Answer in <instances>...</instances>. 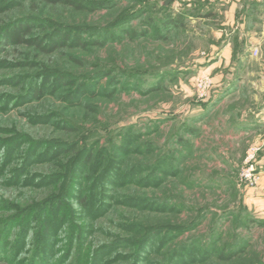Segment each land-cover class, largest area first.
Wrapping results in <instances>:
<instances>
[{
	"label": "rangeland",
	"instance_id": "374dc122",
	"mask_svg": "<svg viewBox=\"0 0 264 264\" xmlns=\"http://www.w3.org/2000/svg\"><path fill=\"white\" fill-rule=\"evenodd\" d=\"M76 1L80 8L0 0V24L37 20L30 36L38 39L53 31L70 33L63 44L59 38L54 48L46 44L47 51L19 46L0 54V142L14 135L21 140L15 161L4 166L0 177V235L12 218V206L34 209L61 195L52 264H94L98 259L102 264H140L143 256L136 253V244L145 231L182 227L161 248H156L161 237L156 239L151 264H168L173 250L183 260L191 247L204 259L196 256V262L185 264H264V219L245 205L250 188L241 179L250 147L247 139L228 132L235 112L219 129L230 104L215 109L243 74H217L208 67L229 33L222 1L173 0L167 6L166 0ZM241 6L243 20L245 0ZM168 16L180 17L182 25L165 30ZM203 77L209 84L201 92L197 85ZM34 79L40 96L26 99ZM237 103L232 104L235 111L243 108V100ZM54 141L77 146L55 158V148L47 149ZM32 143L40 145L37 155L44 153V160L35 156L20 180L25 187L7 188L4 183ZM6 147L0 146V163ZM83 148L92 153L89 165H97L88 178L80 167L71 173L68 164ZM259 152L260 147L257 161ZM112 163L123 178L114 184L101 178ZM92 182L97 183L95 197L110 204L91 216L78 209ZM130 198L134 206L127 202ZM20 225L19 220L7 234L0 264L33 261L34 223L15 257ZM181 244L187 249L180 250ZM111 245L115 248H106ZM225 248L235 255L224 261L218 253Z\"/></svg>",
	"mask_w": 264,
	"mask_h": 264
},
{
	"label": "trees",
	"instance_id": "16d2710c",
	"mask_svg": "<svg viewBox=\"0 0 264 264\" xmlns=\"http://www.w3.org/2000/svg\"><path fill=\"white\" fill-rule=\"evenodd\" d=\"M21 1V0H18ZM18 1H14L13 2L16 4ZM50 4H57V3H64L67 5H71L74 8H80L79 4L77 3L76 0H44ZM11 3V4H14ZM1 6V4H0ZM180 17H172V16H168L166 17L165 21L163 22V28L165 30H169L173 27H179L182 25V22L180 20ZM20 23H14V25H8V24H0V54L4 53L6 51L7 48L10 47H30V48H34V49H43L45 51H47V49H45L44 47H46V44L52 48H54V43L57 42V39H60V43L63 44L64 42L67 41V36L70 34H66V33H58L56 31H53L51 33V35L46 36L43 39H38L34 36H30L31 33L33 32V28H35L36 24H37V20L34 19H25L23 21H19ZM22 22V23H21ZM78 35H75V37L73 39L76 40V42L78 43L79 40V33H75ZM47 41L52 43H47ZM53 44V45H52ZM51 48V49H52ZM50 50V49H49ZM55 82H60L61 79L60 77L55 78ZM7 82L6 80L3 81V83ZM36 82L37 80L34 79V85L32 87H30V89H28V93H26V99L27 98H31V99H35L37 97L40 96L41 93V89H36ZM2 84V82H1ZM71 100H73L72 97H69ZM21 140L19 139L18 135H14V137L9 140L0 142V146L1 148H3V144H7V154H6V158L4 160L3 163H0V177L3 176L4 173V166H9L10 163H13L15 161L16 158V150L21 146L20 142ZM2 144V145H1ZM77 144L76 143H63V142H58V141H54V143H51V145H49L47 147V149L50 148H55L54 150V157L57 158V155L61 152H73L76 149ZM40 145L39 144H33L31 145L30 150H28L26 156H23L22 158V163L21 165H19L16 169H14V171L11 173L10 177L8 178L7 183H4L7 188L11 187V188H16V187H25L27 184L23 183V181H20L23 174L25 172H27V170H29L32 165L33 162L36 159V155L39 151ZM1 150V149H0ZM38 156V155H37ZM39 157V156H38ZM41 159L44 160V153L41 154V157H39ZM40 159V160H41ZM72 159V158H71ZM92 159V153H90L89 148H83L81 151H79L76 155L74 160H70L69 161V167L70 168V172L72 173L73 171H75V169H77L78 167H80V173L82 171V173H84V175L88 178L90 177L89 174H91L93 171H95L94 169H96L95 167L97 166L96 164L89 165V162H91ZM42 160V161H43ZM99 162V161H98ZM4 164V165H3ZM88 166V167H87ZM117 164L116 163H112V168L110 171H108L107 173H105L106 171H102V175L101 178L104 179L107 178L106 180L108 181V183L110 184H114L116 182H118V180L123 178L121 177V173L120 170L117 169ZM69 169V168H68ZM162 174H165L164 171H161ZM137 174V173H136ZM120 178V179H119ZM21 182V183H20ZM3 183V182H2ZM92 188L88 191V194H86V197L83 198L84 202L83 204L79 207L81 209L78 210H86L87 212H89V215H96L99 212H101L102 210H104L107 207V204L109 206V202L106 203L105 199L103 196H101L100 191L97 192V195L100 194V198H96V193L95 190L97 188V183L92 182ZM42 186V184L38 185L37 187L40 188ZM63 191V189H62ZM80 193V191H78ZM64 195L67 193V191L64 190V192H62ZM63 195V196H64ZM62 197L61 195H52L51 197H49L44 203H40L39 205L35 206L34 209H18L15 205L11 207L13 214H12V218H10V220L4 225V230L2 235H0V252L2 253L0 255V259H3V252L6 250L7 248V234L11 231V229L15 226V224L20 220V237L19 240L17 241V246H16V253H15V257L20 253V250L22 249V247L25 245V238H26V234H27V230L30 227V224L34 223L35 228L37 230V235L35 236L34 240H33V244L35 246V249L33 251V261H31V264H38L37 260H40V264H52V258L54 256V249L56 247V245L58 244V230L59 227L56 226V223L54 222V216H57V212H59V209L63 207V204L61 199L59 200V198ZM108 198V197H107ZM135 199L134 198H130L127 200V202L129 204H131L132 206H134V202ZM6 205V204H5ZM3 205V206H5ZM1 206V205H0ZM48 209L51 210V214H49ZM35 212V214H34ZM32 213L35 215V217L32 215ZM48 216H50V218L47 220ZM34 217V218H33ZM73 230V227H72ZM158 229H150L148 231H145V236L141 239L138 240V244L137 245V249L136 253L138 251L139 254H141L139 256L142 257V260L140 261V264H151V255L154 254L156 252V248H161L162 245L161 242L162 241H167L168 235L174 234L176 235V233L181 232L182 229H165L162 228L161 231H156ZM153 231V232H152ZM155 231V232H154ZM176 232V233H175ZM70 239L67 241L69 242V245H71L72 240H71V236L73 235H69ZM161 240L159 242V246L155 248V241L157 238H160ZM67 245V244H66ZM113 246H116V244H113ZM111 246H107V249H114L115 247ZM127 247L131 246L130 243L126 244ZM105 248V247H104ZM101 248L100 250L104 249ZM180 250H184L187 249V245H182L179 247ZM211 249V248H210ZM209 249V250H210ZM158 251V249H157ZM195 251H197L196 248H190V254L186 257H184L185 259L181 260L180 259V255L178 250H173L170 253V259L168 261V264H185L187 262L193 263L196 262L194 260H196V256H199V258H203L201 257L200 251H197L195 253ZM211 251V250H210ZM100 252V251H99ZM97 253V257L100 256V253ZM193 252V253H192ZM205 252V251H204ZM135 253V254H136ZM196 254V255H195ZM195 255V256H194ZM235 254L233 252H231L229 250V248H225L224 251L221 250L218 253V257L221 260H228L230 259L232 256H234ZM136 256V255H135ZM13 257H14V253H13ZM14 257V259H15ZM177 260H176V259ZM204 259V258H203ZM179 260L181 262H179ZM151 261V262H150ZM102 259H98L97 262H93L94 264H102ZM134 264V262L132 263Z\"/></svg>",
	"mask_w": 264,
	"mask_h": 264
},
{
	"label": "crops",
	"instance_id": "0c3cea01",
	"mask_svg": "<svg viewBox=\"0 0 264 264\" xmlns=\"http://www.w3.org/2000/svg\"><path fill=\"white\" fill-rule=\"evenodd\" d=\"M220 1L225 10L223 26L229 33L226 34L225 44L217 59H213L208 67L216 70L217 74L233 70L240 72L243 74V81L224 97H220L215 109L217 112L228 104L233 109L235 105L232 104L242 100L243 108L236 111L231 109L228 115L224 114L219 119V129L223 126L222 123L231 120L232 112H235L234 126L229 123L230 135L247 139L249 147H260V183L257 189L246 191L245 205L255 216L264 219V0H245L243 20L238 15L242 0ZM254 49L258 51L257 56L252 54Z\"/></svg>",
	"mask_w": 264,
	"mask_h": 264
},
{
	"label": "built area",
	"instance_id": "2783aa9c",
	"mask_svg": "<svg viewBox=\"0 0 264 264\" xmlns=\"http://www.w3.org/2000/svg\"><path fill=\"white\" fill-rule=\"evenodd\" d=\"M253 56L258 55V51L254 49L252 51ZM209 84V80L207 77H203L200 81H198V89L203 92ZM201 94V93H200ZM205 93H202L200 96H204ZM259 151V147H250L247 151L245 158V169L241 174V179L244 184L252 189L259 185L260 183V171L257 161V153Z\"/></svg>",
	"mask_w": 264,
	"mask_h": 264
},
{
	"label": "water",
	"instance_id": "95a60500",
	"mask_svg": "<svg viewBox=\"0 0 264 264\" xmlns=\"http://www.w3.org/2000/svg\"><path fill=\"white\" fill-rule=\"evenodd\" d=\"M173 0H166L164 5L167 6L168 4H170Z\"/></svg>",
	"mask_w": 264,
	"mask_h": 264
}]
</instances>
